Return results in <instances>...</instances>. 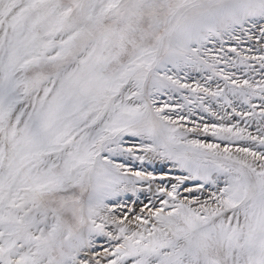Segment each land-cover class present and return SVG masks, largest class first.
Returning <instances> with one entry per match:
<instances>
[{
	"label": "snow or ice",
	"instance_id": "snow-or-ice-1",
	"mask_svg": "<svg viewBox=\"0 0 264 264\" xmlns=\"http://www.w3.org/2000/svg\"><path fill=\"white\" fill-rule=\"evenodd\" d=\"M0 264H264V0H0Z\"/></svg>",
	"mask_w": 264,
	"mask_h": 264
}]
</instances>
